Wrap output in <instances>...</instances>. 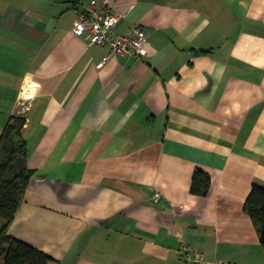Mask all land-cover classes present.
<instances>
[{
    "label": "crops",
    "instance_id": "0c3cea01",
    "mask_svg": "<svg viewBox=\"0 0 264 264\" xmlns=\"http://www.w3.org/2000/svg\"><path fill=\"white\" fill-rule=\"evenodd\" d=\"M105 1L146 54L73 33ZM0 96L37 171L9 234L49 264H179L183 243L205 264H264L245 210L264 185V0H0Z\"/></svg>",
    "mask_w": 264,
    "mask_h": 264
},
{
    "label": "trees",
    "instance_id": "16d2710c",
    "mask_svg": "<svg viewBox=\"0 0 264 264\" xmlns=\"http://www.w3.org/2000/svg\"><path fill=\"white\" fill-rule=\"evenodd\" d=\"M25 118L11 117L0 138V264H49L53 257L33 245L9 234L25 193L37 171L28 166V147L23 136ZM211 176L201 169L193 175L191 192L207 196ZM245 210L264 248V185L255 183L247 198Z\"/></svg>",
    "mask_w": 264,
    "mask_h": 264
},
{
    "label": "built area",
    "instance_id": "2783aa9c",
    "mask_svg": "<svg viewBox=\"0 0 264 264\" xmlns=\"http://www.w3.org/2000/svg\"><path fill=\"white\" fill-rule=\"evenodd\" d=\"M123 17L115 4L91 2L81 9L75 22L73 33L77 36L88 34L90 45L108 46L113 54L140 57L147 52V35L142 25H135L129 33H120L116 27ZM107 61L104 60L105 63ZM156 193V198L160 197ZM179 264H205L203 250H191L183 243Z\"/></svg>",
    "mask_w": 264,
    "mask_h": 264
},
{
    "label": "rangeland",
    "instance_id": "374dc122",
    "mask_svg": "<svg viewBox=\"0 0 264 264\" xmlns=\"http://www.w3.org/2000/svg\"><path fill=\"white\" fill-rule=\"evenodd\" d=\"M12 105V101L7 98V96L4 99H1L0 96V129L6 126L5 124L9 121L8 114L10 113V107ZM7 116V117H6ZM5 128V127H4ZM4 128L2 129V132L4 131ZM2 134H0L1 138ZM1 227V226H0Z\"/></svg>",
    "mask_w": 264,
    "mask_h": 264
},
{
    "label": "bare ground",
    "instance_id": "6f19581e",
    "mask_svg": "<svg viewBox=\"0 0 264 264\" xmlns=\"http://www.w3.org/2000/svg\"><path fill=\"white\" fill-rule=\"evenodd\" d=\"M29 91H30V85L28 84V82L25 84L24 87V92H23V96H28L29 95Z\"/></svg>",
    "mask_w": 264,
    "mask_h": 264
}]
</instances>
